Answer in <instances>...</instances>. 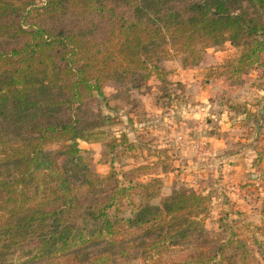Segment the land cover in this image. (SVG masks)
Listing matches in <instances>:
<instances>
[{
	"label": "trees",
	"instance_id": "obj_1",
	"mask_svg": "<svg viewBox=\"0 0 264 264\" xmlns=\"http://www.w3.org/2000/svg\"><path fill=\"white\" fill-rule=\"evenodd\" d=\"M197 36L243 48L239 74L264 67V0H0V264H250L233 229L211 237L194 191L120 218L134 186L95 174L80 148L123 123L92 111L107 82L163 77L153 47ZM122 137L109 154L135 147Z\"/></svg>",
	"mask_w": 264,
	"mask_h": 264
},
{
	"label": "rangeland",
	"instance_id": "obj_2",
	"mask_svg": "<svg viewBox=\"0 0 264 264\" xmlns=\"http://www.w3.org/2000/svg\"><path fill=\"white\" fill-rule=\"evenodd\" d=\"M183 45L182 41L173 46L169 40L165 45L153 47L157 55L152 58V62L160 68L163 77L153 74L149 80L144 81V72H134L123 79L107 82L104 87L107 99L97 96L92 111L118 117L123 123L108 130L104 144L93 145L81 141L80 148L83 155L91 160L90 168L95 174L107 177L115 171L120 185L134 186L119 203L120 218H132L141 204L159 205L164 198L180 188L191 190L207 197V210L198 217L211 237L216 239L222 236L228 239L233 229L235 236L241 238L251 250L248 257L250 264H264V250H260L259 245L264 243V142L258 145L259 156H262L256 166L258 169L247 173L240 182L231 180V169L226 170L227 167L224 168L215 160H195L200 154L189 155L187 160L182 159L184 154L180 152L179 145L170 147L172 143H169L170 139H175L172 132L181 134L179 132L183 129V122H189L185 118L188 112L201 104L196 99L190 100L198 96L199 91L194 90L199 88L188 87L184 81H172L176 79L170 77L171 72L180 71L183 67L185 70L199 67L202 70L206 66L205 72L202 70L205 75L202 85L211 89V83L216 85L214 79L217 77L224 76L235 81L251 69L242 74L235 71L243 51L239 45L230 42L215 44L200 39V36L190 42L189 49L186 50ZM216 99L218 97H211L210 102H216ZM233 99L231 94L223 97L221 94L217 101L230 109ZM123 134L128 136L135 147L127 152L119 148L116 154H109L110 149L106 146L124 140ZM258 136L264 141V132L259 131ZM58 148L54 146V149ZM58 160L62 164L64 158ZM179 160L187 163H180ZM150 183L156 185L152 191L139 186ZM151 192L155 196L149 198ZM182 257V253L171 252L163 256L159 263L178 262ZM230 258L236 261L234 257Z\"/></svg>",
	"mask_w": 264,
	"mask_h": 264
},
{
	"label": "crops",
	"instance_id": "obj_3",
	"mask_svg": "<svg viewBox=\"0 0 264 264\" xmlns=\"http://www.w3.org/2000/svg\"><path fill=\"white\" fill-rule=\"evenodd\" d=\"M183 68V71L171 72L170 77L176 80H170L184 81L188 87L199 88L194 90L199 91L198 96L190 100L196 99L201 104L185 116L189 122H183V129L179 132L181 134H174L173 131L175 139L168 137L171 141L168 142L172 143L170 147L179 145L180 152L184 154L182 159L187 160L189 155L200 154L195 160H215L224 168L227 167L226 170L231 169V180L240 182L247 173L258 169L255 163L259 156L258 145L264 142L258 136L259 131L264 132V67L252 69L235 81L224 76L217 77L214 79L216 85L211 83V89L202 85L206 66L202 69L204 72L200 67L190 70ZM232 82L239 84H230ZM221 94L222 97L233 95V106L230 109H227L226 104L223 106L218 103ZM211 97L218 99L210 102ZM179 162L187 163L184 160Z\"/></svg>",
	"mask_w": 264,
	"mask_h": 264
}]
</instances>
